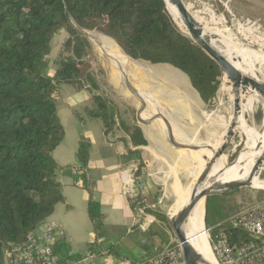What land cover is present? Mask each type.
Wrapping results in <instances>:
<instances>
[{"label":"trees","instance_id":"16d2710c","mask_svg":"<svg viewBox=\"0 0 264 264\" xmlns=\"http://www.w3.org/2000/svg\"><path fill=\"white\" fill-rule=\"evenodd\" d=\"M98 25L132 59L169 63L184 71L206 103L220 89L222 70L181 31L165 0H0V264H6L5 251L23 244L65 201L58 179V171L65 167L53 155L65 138L58 113L59 87L97 88L87 59L90 42L77 26L93 29ZM60 31L66 33V55L51 76L48 60ZM93 97L100 108L94 114L102 118L109 132L115 110L108 108L101 95L93 93ZM123 129L134 146L147 143L139 127ZM129 155L140 158L133 149ZM77 156L82 186L91 196L89 217L101 236L106 216L94 199L93 184L85 171L87 143H81ZM139 200L143 201L142 193ZM208 203L209 199L207 226ZM148 211L169 220L158 209ZM219 224L208 226L214 241L224 227ZM225 229L239 245L252 240L241 229Z\"/></svg>","mask_w":264,"mask_h":264},{"label":"crops","instance_id":"0c3cea01","mask_svg":"<svg viewBox=\"0 0 264 264\" xmlns=\"http://www.w3.org/2000/svg\"><path fill=\"white\" fill-rule=\"evenodd\" d=\"M251 1L222 0L218 8L220 11L221 7L224 13L233 11L238 17H262L255 15L260 6H254ZM187 4L194 10L191 0ZM247 8L252 9V13ZM107 52L100 66L92 68L96 89L72 84L59 87L58 113L65 128V138L53 155L65 167L58 171L65 201L56 206L47 221L63 229L56 244V251L63 258L80 257L92 250L96 264H143L156 250L174 240L166 221L148 209L157 210L162 204L165 182L183 180V171L175 165L176 158L180 154L186 155L185 158L195 162L200 169L202 161L192 150L218 142L222 138L219 133L223 125L215 120L216 112L220 111L209 112V104L181 69L169 63L135 60L123 51L127 63L126 59L119 61ZM48 61L47 71L50 56ZM57 69L58 66L48 74L54 75ZM93 93L101 95L108 108L115 110L113 128L109 132H106L102 118L94 114L99 111L94 110L95 107L100 108ZM133 126L141 129L146 144L133 145L123 129ZM82 142L88 144L85 171L93 184L94 199L106 216L101 236L95 233L89 217L91 196L80 179L81 163L77 154ZM129 149L138 151L143 163V202L147 205V214L154 218L147 231L138 227L133 205L121 190V170L132 158ZM195 177H189L187 181L191 182Z\"/></svg>","mask_w":264,"mask_h":264},{"label":"built area","instance_id":"2783aa9c","mask_svg":"<svg viewBox=\"0 0 264 264\" xmlns=\"http://www.w3.org/2000/svg\"><path fill=\"white\" fill-rule=\"evenodd\" d=\"M191 3L194 11L212 28L221 26L220 28L230 31L231 23L232 27L237 26L238 32L247 40H260L264 36V26L260 19L238 17L230 10L221 13L218 3H222V0H191ZM141 167L140 158H131L126 163L121 170V190L133 205L138 227L147 231L154 218L147 214V205L139 200L144 187L139 175ZM219 225L224 227L220 229L217 241H212L217 264H264V202L240 210ZM225 228L241 229L252 240L239 245L230 240ZM61 235L63 229L58 224L46 220L36 232L29 234L23 244L5 251L6 264H96L92 250L80 257H61L55 249V243ZM145 264H185L181 244L170 243L156 250Z\"/></svg>","mask_w":264,"mask_h":264},{"label":"rangeland","instance_id":"374dc122","mask_svg":"<svg viewBox=\"0 0 264 264\" xmlns=\"http://www.w3.org/2000/svg\"><path fill=\"white\" fill-rule=\"evenodd\" d=\"M186 2H190V0H186ZM249 2L250 1H248L247 4H250ZM251 3H253L254 6H260V9L256 12L255 15L262 16L260 18L256 17V19H260L261 20L260 23L264 26V0H252ZM247 10L250 13H252V9L250 11L247 8ZM220 11L224 13L221 7H220ZM227 19L229 21L228 17ZM230 24L229 26L231 27V30L230 31L227 30V31L229 32L231 37L228 38V42L232 40L236 44V45L230 44V46H233L232 48H235L237 46V48L242 51L248 49L249 53L251 54L253 53L252 51H255L257 54H259L258 57L256 55L255 57H252L254 54L251 55L253 59L251 58L246 59L247 61L246 63L251 64L255 61L257 62L262 59L264 60V36L260 40L256 39L257 41L256 40L252 41L251 38L247 40L244 38V36H242V34L238 32L236 25L235 27H232ZM178 26L180 27L179 24ZM207 26L209 27V25ZM100 27L101 26L98 25L97 27H94L93 29H85V30L87 33L93 34L94 38L98 40L99 38L102 39L103 36L107 37L100 30ZM220 27L221 26H218V27L216 26V28L214 29L226 30ZM180 29L185 35L189 36V34L186 31H184L181 27ZM83 34L88 38L90 42V47L87 50L88 62L90 63L92 68L97 69L100 66L101 61H104L105 56L103 54H102L103 56L101 55V52H100V49L97 43L91 38V36L85 33ZM65 39H66V33L63 31H60L56 35L54 39L51 55H50V69L48 72L52 73L53 69H55L58 66L59 60L64 55H66V53L64 52V44H63ZM261 62L263 63H260L259 65L263 68V73H264V61H261ZM254 64L256 65L258 63H254ZM263 79H264V74H263ZM226 80L227 79L225 78V75H224L222 82H221L220 89L216 97L212 100V102L208 103L209 104L208 108H209L210 113L212 111L221 112V113L216 112V115L220 118L217 117V119H215L216 121L219 120V122L222 123L223 127H225V130L223 127L222 128L220 127L221 134H222L220 135L219 133L220 136H223L226 133V128L229 124V121L232 115V110H233V99L231 97V94L226 89H224ZM94 110L96 111L99 110L98 106L95 107ZM222 114L224 117L222 116ZM244 116H245L248 126L252 128H256L257 132H262L263 119H264V102L261 100L255 101L254 109L250 112H246ZM218 142L213 143L212 146L211 145L205 146L204 148H201V149L211 152L213 156L215 150L218 149L221 143H223L221 142L219 143V145H217ZM247 142H248L247 134H245V131L239 127L235 135V138L233 140V144L231 145L228 155L225 158V162L224 161L222 162L225 165V167L231 166L237 161L240 154L244 152L247 146ZM175 165L178 169L182 170L183 173H185V174L181 173V178L183 180L181 182H176V181L165 182L164 184L165 187L162 190V193L165 194V198L163 199L162 204L158 205V208H157L158 210L162 211V213H164L169 219L168 221H166V223H167L168 228H170V231L173 232L174 240L171 242L173 244L180 243L176 235V232L173 228L172 220L170 218V210L172 206L175 204L176 199H177L176 193H178V191H185L184 189H186L188 185L191 183L187 181V179H189V177L197 175V173L199 172V167L197 166L195 162L191 161L189 158H186L185 160H183L180 158V155L178 158H176ZM260 177L262 180H264V168L261 171ZM261 202H264V188H254L252 186L239 187L235 190L229 191L228 193L221 194L215 197H211L208 203V221H207L208 226L212 228L213 226L218 225V223L225 222L226 220H228L229 217L239 212L240 210L244 208L252 207L255 204H258ZM208 226L205 223V228L209 235L208 238H209V241H210L209 243L212 249L211 251H213L214 253V248H213V243H212V241H214V236L212 232L210 231V229L208 228Z\"/></svg>","mask_w":264,"mask_h":264},{"label":"bare ground","instance_id":"6f19581e","mask_svg":"<svg viewBox=\"0 0 264 264\" xmlns=\"http://www.w3.org/2000/svg\"><path fill=\"white\" fill-rule=\"evenodd\" d=\"M165 1L169 9V12L173 15V17L175 18L177 23L180 25V27L184 31H186L188 34L191 35L190 30L187 28L188 27L187 24L183 20L181 14L178 12L175 4L171 0H165ZM210 29L213 31V33H215L219 37L220 40L226 43V46L227 45L230 46V44L236 45L235 42H233L232 40L228 42V38H230L231 35L229 34L227 30H220V29H214V28H210ZM88 34L97 43L100 49L101 55L102 54L104 55L105 52L108 51L114 57L118 58L119 61L120 59L121 60L126 59V57H124V52L123 51H122L123 53L121 52L122 49H120V47L116 44L114 40L110 39L109 37H104V36L102 39L98 37L100 40L99 39L97 40L94 38L93 34H90V33ZM232 47L233 46H230L227 48L228 50L227 53L230 59L234 61L236 67L240 69L244 75H246L253 81L264 85L263 68L259 65L260 63H263L261 61H264V60L262 59L257 62L255 61L251 64L246 63L247 62L246 59L248 58L253 59L252 57H255V55L258 57L259 54H257L255 51H252V50L251 51L253 53L251 54L249 53L248 49L242 51L238 49L237 46L235 48H232ZM251 55L253 56L251 57ZM254 63H258V64L255 65ZM132 72L130 71L129 73H132ZM224 89H226L231 94V97L233 99L232 89L230 87L228 80H226L225 82ZM245 96L246 98L244 99V102L241 107L240 128L245 131V134H247V137H248L247 146L244 152L240 154L237 161L233 165L225 167V165L221 161L218 163L216 169L213 172L214 173L213 178L211 177L207 182H205L204 184L201 183L199 185L197 189L198 196L201 195L204 189H208L209 192L222 191L237 183H244L254 188H264V180H262L260 177V174H261V171L263 170L264 165L258 167V163L260 162V159L262 158L263 153H264V119H263L262 132H257L256 128H252L248 126L245 116H244L246 112H250L254 109L255 101L261 100L264 102V91L263 90H259V91L249 90V92ZM225 134L222 136V138L217 143V145H219V143L223 142L218 147V149L215 150L214 154L225 143V140H226ZM192 151H193L192 152L193 155L198 156L199 160L202 161V165L207 163L208 160H210L212 157V153L209 151H205L204 149H195ZM185 157L187 156L180 154L181 159L185 160L186 159ZM200 169H199V172H200ZM198 174L199 173H197V175ZM184 193L185 191H178V193H176L177 194L176 202L170 210V218L175 223V226L178 229L180 228L181 222L176 220L177 215L182 210V208L188 203L189 198H190V194L186 196ZM205 212H206V201L204 198H202L196 204L190 217L187 220L188 235L191 237L190 242L192 243L198 255L209 264H217L216 254H215V251L214 253L213 251H211L212 249H211V245L209 243L210 241L208 238L209 235L205 228Z\"/></svg>","mask_w":264,"mask_h":264},{"label":"water","instance_id":"95a60500","mask_svg":"<svg viewBox=\"0 0 264 264\" xmlns=\"http://www.w3.org/2000/svg\"><path fill=\"white\" fill-rule=\"evenodd\" d=\"M177 7L178 12L181 14L183 20L187 24V28L190 30L191 39L198 44L220 67L225 78L228 80L232 89L233 95V110L232 115L226 130V140L223 146L211 157V159L200 166L199 174L191 181L188 187L185 189V195L190 194L188 203L178 213L176 220L181 222L180 228L175 226L172 221L173 228L179 239L184 253L185 264H209L203 258H201L190 242L191 237L188 235L187 220L190 217L196 204L204 198L207 205V200L211 197H215L221 194L228 193L239 187L249 186L244 183H237L222 191L209 192L208 189H204L201 195H197V189L199 185L207 182L211 177L213 178V172L216 169L218 163L225 162V158L228 155L233 140L240 127L241 119V107L245 99V95L252 91H264V85L253 81L249 77L243 74L230 59L227 53L226 43L219 39V37L213 33V31L206 25V23L200 18V16L192 10L185 0H171ZM166 3V1H165ZM167 6V4H166ZM168 8V7H167ZM169 10V9H168ZM171 14V13H170ZM172 15V14H171ZM173 17V15H172ZM174 18V17H173ZM175 20V18H174ZM176 21V20H175ZM177 23V21H176ZM80 31L89 35L86 30L80 26H77ZM264 165V153L258 167ZM264 168V167H263ZM216 176V175H215Z\"/></svg>","mask_w":264,"mask_h":264}]
</instances>
